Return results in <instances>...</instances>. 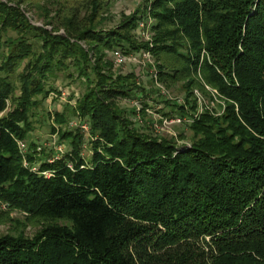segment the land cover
Segmentation results:
<instances>
[{"label":"trees","instance_id":"obj_1","mask_svg":"<svg viewBox=\"0 0 264 264\" xmlns=\"http://www.w3.org/2000/svg\"><path fill=\"white\" fill-rule=\"evenodd\" d=\"M112 1H0V204L38 229L0 236V264H264V0H144L107 28ZM115 50L149 52L157 84H181L185 104L163 100L161 117L196 115L194 89L216 105L185 125L188 145L121 106L151 108ZM60 74L81 94L40 118ZM35 122L69 150L28 143Z\"/></svg>","mask_w":264,"mask_h":264},{"label":"rangeland","instance_id":"obj_2","mask_svg":"<svg viewBox=\"0 0 264 264\" xmlns=\"http://www.w3.org/2000/svg\"><path fill=\"white\" fill-rule=\"evenodd\" d=\"M2 2H5L7 0H0ZM15 1V0H12ZM144 0H113L111 3L110 11L109 13L105 14V16L112 17L110 24H107V28L111 27L113 25H116L119 19H121L122 16L129 15L132 11L134 6L139 2L141 4ZM138 4V5H139ZM22 8L26 9L27 11V17L35 24L40 25V22L35 17V12L30 6L22 5ZM142 41L147 42L145 38L140 37ZM106 59L112 63L113 70L116 73L126 74L127 72H134L136 76V83L139 86H142L144 89L148 90L147 93L149 94V105L151 108H147L144 111V114L139 112L140 104L136 101H130V102H124L121 103V106L127 107V108H135V110L138 112V115L136 114V119L144 118L142 120V124L145 128H149L150 131H152L156 135H164L169 136L175 139L176 143L178 145H188L190 140V132L187 129L185 125L190 124V122L196 118H198V115L204 108H215L217 109L216 105L210 104V102L207 99H204L203 95L198 91V89H194L193 93L197 99L198 103V113L190 118H167L166 120H173V119H179V122L171 123V124H163V117L161 115L157 114V110H159L160 107L163 106L161 102L163 100H169L170 102H178L179 104L184 105V91H181V84L178 83L175 85V88L167 89L161 86L160 84H157V74L155 69V62L151 58L149 62H146L145 65H138L133 62H126L124 65L118 66L115 64L112 52L106 51L105 53ZM152 82V83H151ZM53 87L57 89L58 92L53 91L51 92L47 99L43 102L41 109H44L43 112H40V118L45 119V115L48 113L49 116H51L54 113H60L63 111L66 105L74 106L75 100L80 96V92L82 90L81 85L76 82L75 80H67L64 78L63 75H59L57 79L50 82ZM153 84V86H152ZM205 89L209 91L212 95H216V92L212 90L211 88L205 86ZM156 88L159 89V92H156ZM151 92V93H150ZM163 92L164 95H162ZM160 95V96H159ZM161 104V105H160ZM142 107V106H141ZM155 108V109H154ZM41 109H39L41 111ZM160 111V110H159ZM220 112L219 110H217ZM161 117V119H160ZM42 124V125H41ZM70 128H77L79 127L84 133H85V142L84 146L87 144V137L88 135L87 130L81 128V126L78 123H75V121H71L69 123ZM184 136L183 139L179 138V135ZM54 140L53 138H50L49 136V127L46 122L34 123V132L30 135V141L35 142H42L45 147H53L55 152H62L65 153L67 150H69V147L67 146L66 142L63 144H51L49 140ZM26 143V145L28 144ZM54 143V142H52ZM28 148V147H27ZM26 152H29L26 150ZM91 151L89 147H83V157L86 160H89L91 156ZM61 154V155H62ZM61 155H59L61 157ZM35 157V161L32 165V169H35L36 172L39 170V161L40 158H42L44 155L41 154V150L35 149V154L33 155ZM30 166V165H29ZM45 175L49 176V172H46ZM25 213L17 210H13L8 208L5 204H0V236L5 235L9 232H20L23 231L24 234L32 238L37 232V226L34 223H27L24 219Z\"/></svg>","mask_w":264,"mask_h":264},{"label":"built area","instance_id":"obj_3","mask_svg":"<svg viewBox=\"0 0 264 264\" xmlns=\"http://www.w3.org/2000/svg\"><path fill=\"white\" fill-rule=\"evenodd\" d=\"M138 30H139L140 37H143L146 39V41H148L149 40V34H148L147 29L145 28L144 23L139 24ZM112 56H113L115 64L118 66L124 65L128 61L133 62V63L138 64V65H145L146 62H149V60L151 59V55L149 54V52H144V53L140 54V56H136L133 54L124 55L122 52L115 50V51H112ZM160 93H162V95H164L163 92H160ZM160 119H161V117H160ZM176 122H179V119H176V118L173 120L163 119V124H171V123H176ZM81 128L87 130V127L85 125H82ZM52 144H55V143H52ZM18 147L22 153H25L27 150V145L25 142H19ZM26 165H27V163L24 162V166H26ZM32 171L36 172L35 169H32ZM42 174L45 175L46 172H44ZM45 176H48V175H45Z\"/></svg>","mask_w":264,"mask_h":264}]
</instances>
